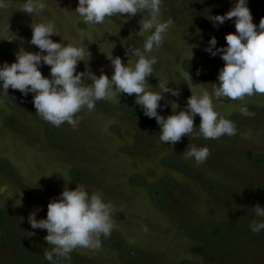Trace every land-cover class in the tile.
<instances>
[{"label": "rangeland", "instance_id": "rangeland-1", "mask_svg": "<svg viewBox=\"0 0 264 264\" xmlns=\"http://www.w3.org/2000/svg\"><path fill=\"white\" fill-rule=\"evenodd\" d=\"M20 3L8 0L0 9V25H9L17 35L7 42L2 40L11 33L0 32V48L8 43L14 57L21 48L39 51L29 43L36 21L55 22L56 42L64 38L65 44H84L91 58L87 65L81 62L77 72L90 70L99 76L103 71L111 78V62L101 51L109 52L115 44L113 55L127 64L129 48L143 45V13L86 25L73 12L78 0H46V9L36 17L18 11ZM234 4L163 0V19H172L174 27L163 46L154 49L158 63L148 79L156 90L160 76L180 95L164 94L161 105L167 107L158 110L161 115L171 114L170 102L183 109L191 95L181 72L189 71L192 84H208L201 87L209 91L210 84L218 82L225 62L205 48L213 36L217 47L226 46L225 36L236 32L235 18L216 27L208 16L226 14ZM248 7L258 26L264 0H248ZM41 71L49 76L50 66ZM84 82L92 83L87 76ZM33 95L25 97L13 89L0 92V264H50L44 258L45 250L53 247L44 239L47 230L32 229L27 218L37 208H43L37 219L46 218L49 202L79 183L89 192L101 191L115 206V228L102 250L77 248L65 264H264V231L255 234L249 229L255 218L252 207H264V95L214 101L217 110L236 123V135L208 140L185 136L174 148L160 142L154 118L146 125L133 116L135 110L144 114L135 94L98 101L93 112L83 109L75 129L44 121L36 113ZM242 105L247 115L240 112ZM200 122L197 115L194 126ZM192 144L210 149L205 163L184 158ZM21 199L22 206H16Z\"/></svg>", "mask_w": 264, "mask_h": 264}, {"label": "clouds", "instance_id": "clouds-1", "mask_svg": "<svg viewBox=\"0 0 264 264\" xmlns=\"http://www.w3.org/2000/svg\"><path fill=\"white\" fill-rule=\"evenodd\" d=\"M7 6L8 0H0V9ZM163 6V0H78L73 12L86 25L103 24L106 18L124 14L129 18L138 13L144 14L139 21V36L144 38L143 45L129 48L131 59L127 64L121 57L113 55L115 44L109 52L100 49L111 62V78L103 71L99 76L90 70L77 72L78 65L81 62L87 65L91 58L84 44H65L64 38L62 42H56L52 37L59 34L54 21L34 22L29 43L39 51L30 52L21 48L15 52L14 62L0 64V92L8 93L9 89H13L19 90L25 97L34 94L36 113L56 128L68 123L75 129L80 121L77 114L83 109L93 112L98 101H114L120 94L126 93L129 96L135 94V103L143 108L144 115L154 118L159 125L160 142L170 144L172 148L185 136H191L193 140L201 137L208 140L236 135V123L222 115L214 101L224 98L235 101L254 94L264 95V18L258 26L253 23L248 0H235L226 14L208 16L216 27L235 18L236 32L225 36L226 46L217 47V38L213 36L205 48L211 56L219 55L225 62L219 71L218 82L211 83L209 91L201 87L208 84L193 85L189 71L181 72L191 95L183 109L170 102L172 111L165 117L158 111L167 107L161 105L164 94L179 96L180 91L169 87L170 82L160 76H156L159 77V85L153 90L148 79L153 77L154 66L158 63V57L152 55L153 51L163 46L166 34L174 27L172 19H163ZM46 7V0H21L17 10L36 17ZM0 32L11 33V37L2 41L17 39L9 25H0ZM42 66H50L49 76L43 74ZM86 76L91 84L84 82ZM240 112L248 114L243 105ZM197 115L201 122L195 127ZM183 156L200 165L209 158L210 149L188 145ZM65 182L70 183L71 180L65 179ZM16 206H22V199ZM47 207L46 218L37 219L39 212L43 211V208H37L27 219L32 229L47 230L44 239L53 247L45 250L44 258L50 264L71 261L73 252L80 247L102 250L105 241L112 236L115 206L105 201L101 191L89 192L83 183H79L74 190L66 187ZM252 210L255 218L250 221L249 229L259 234L264 231V207L257 203ZM143 230L147 232V226Z\"/></svg>", "mask_w": 264, "mask_h": 264}, {"label": "trees", "instance_id": "trees-1", "mask_svg": "<svg viewBox=\"0 0 264 264\" xmlns=\"http://www.w3.org/2000/svg\"><path fill=\"white\" fill-rule=\"evenodd\" d=\"M0 59L4 63L7 61L8 63H12L15 61L14 53L12 47L8 44L5 43L1 48H0ZM133 116L140 121L141 123H144L146 125H152L155 120L153 118H148L138 110H135L133 112ZM203 252V251H202Z\"/></svg>", "mask_w": 264, "mask_h": 264}]
</instances>
